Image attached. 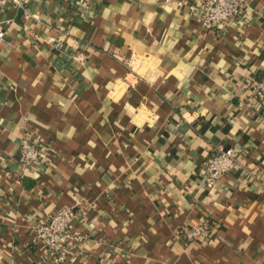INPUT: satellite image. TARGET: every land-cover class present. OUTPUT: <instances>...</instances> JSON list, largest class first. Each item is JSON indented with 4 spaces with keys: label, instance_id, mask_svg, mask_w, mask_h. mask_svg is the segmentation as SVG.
<instances>
[{
    "label": "crops",
    "instance_id": "0c3cea01",
    "mask_svg": "<svg viewBox=\"0 0 264 264\" xmlns=\"http://www.w3.org/2000/svg\"><path fill=\"white\" fill-rule=\"evenodd\" d=\"M183 1L0 5V264H264V0L217 27ZM218 145L240 164L208 187ZM66 205L85 239L56 261L32 227Z\"/></svg>",
    "mask_w": 264,
    "mask_h": 264
},
{
    "label": "built area",
    "instance_id": "2783aa9c",
    "mask_svg": "<svg viewBox=\"0 0 264 264\" xmlns=\"http://www.w3.org/2000/svg\"><path fill=\"white\" fill-rule=\"evenodd\" d=\"M187 7L199 14L201 20L208 26L232 25L246 19L247 0H192L183 1ZM10 4L20 10L25 27L31 22H40L37 14L30 6V0H0V5ZM4 39V32L0 30V40ZM47 41L53 46H60L63 38L58 35H51ZM254 97L258 105L264 111V76L252 80ZM44 145L35 141L31 136L23 137L21 148L20 169L26 172L35 169L42 159ZM241 153L234 147L225 148L218 145L213 153L202 163L205 180L208 187L214 186L220 181L224 174L236 168L240 164ZM77 217L73 206H63L55 211L50 220L46 223L34 225L32 228L35 238L45 247L46 257L54 260H61L66 247L70 244L81 243L85 236L73 227ZM211 228L206 223H194L186 232V238L197 241L208 238L211 235Z\"/></svg>",
    "mask_w": 264,
    "mask_h": 264
}]
</instances>
